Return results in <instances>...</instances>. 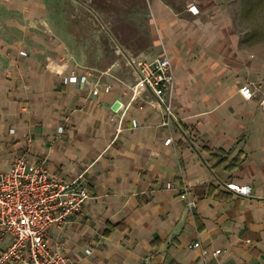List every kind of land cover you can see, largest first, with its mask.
I'll return each instance as SVG.
<instances>
[{
  "label": "crops",
  "instance_id": "crops-1",
  "mask_svg": "<svg viewBox=\"0 0 264 264\" xmlns=\"http://www.w3.org/2000/svg\"><path fill=\"white\" fill-rule=\"evenodd\" d=\"M148 2L159 21L171 15L166 6L188 11L186 0ZM199 3L217 21L214 36L226 38L222 61L193 69L166 51L176 119L163 124L160 108H139L142 97L127 107L134 77L122 57L110 71L86 65L89 53L51 17V0H0V170L24 155L55 175L82 176L91 198L48 237L75 264H264V32H225L246 10L242 0L233 12ZM87 66V82L63 81ZM200 84L213 86L207 104L194 94ZM245 84L251 98L240 93ZM231 182L250 184V194Z\"/></svg>",
  "mask_w": 264,
  "mask_h": 264
},
{
  "label": "built area",
  "instance_id": "built-area-1",
  "mask_svg": "<svg viewBox=\"0 0 264 264\" xmlns=\"http://www.w3.org/2000/svg\"><path fill=\"white\" fill-rule=\"evenodd\" d=\"M199 0H186V9L192 14L200 13ZM94 18L100 23L96 13ZM118 47V46H117ZM116 52H121L119 48ZM25 55L26 51L21 50ZM134 77L129 86L127 107L142 97L139 108L146 103L160 108L163 124H170L176 119L175 107V76L171 59L164 49L162 53L151 59L125 56ZM90 70H84L79 75L72 73L64 78V82L85 83ZM109 90V86L105 87ZM142 91L145 95L142 96ZM240 93L245 98H251L255 91L250 85L240 87ZM136 126L135 119L132 120ZM63 131V126L57 128ZM171 138L166 139L169 143ZM82 176L64 178L51 173L45 160H39L30 165L24 155H15L8 168L0 170V240L9 237L6 243L0 241V264H75L63 251L60 243L51 246L48 242L49 231L53 226H63L73 216L81 212L83 203L91 198V193L82 181ZM171 185L168 182L167 186ZM227 187L241 195H249L250 184L231 182ZM186 197L185 193H181ZM189 206L193 200H187ZM201 246L200 242L192 244ZM203 254L208 253L201 246ZM220 252L215 249L214 254Z\"/></svg>",
  "mask_w": 264,
  "mask_h": 264
},
{
  "label": "rangeland",
  "instance_id": "rangeland-1",
  "mask_svg": "<svg viewBox=\"0 0 264 264\" xmlns=\"http://www.w3.org/2000/svg\"><path fill=\"white\" fill-rule=\"evenodd\" d=\"M215 2L227 5L231 12L237 7L234 0ZM242 2H245L246 10L242 17L235 22L231 21V29L228 28L225 32H264V0ZM249 5L254 6L253 10L249 11ZM49 7L51 17L61 25L65 22L89 53H86L90 59L88 62L84 61L86 65L95 62L100 64L97 67L104 66L110 71L120 61L119 57L124 61L125 56L151 59L164 49L175 56L182 66L191 63L193 69L195 66L207 67L222 61L217 46L223 44L226 38L214 36L216 34L211 31L217 27V21L210 19L204 12L197 16L188 11L175 13L166 6L171 15L165 12L166 18L159 21L151 11L148 0H51ZM93 13L99 16L100 23L94 19ZM98 32H104L103 36L106 38L105 33L109 34V40L100 39ZM162 32H172L169 37L173 40ZM132 42L138 50L134 52V47H131L130 52H125L121 45ZM117 48L122 51L116 52ZM89 68L84 67V70H90ZM193 89L196 96L203 95V101L207 104L206 96L213 91V86L200 84Z\"/></svg>",
  "mask_w": 264,
  "mask_h": 264
},
{
  "label": "trees",
  "instance_id": "trees-1",
  "mask_svg": "<svg viewBox=\"0 0 264 264\" xmlns=\"http://www.w3.org/2000/svg\"><path fill=\"white\" fill-rule=\"evenodd\" d=\"M235 164V162H233ZM108 230V229H107ZM106 232V231H105Z\"/></svg>",
  "mask_w": 264,
  "mask_h": 264
}]
</instances>
